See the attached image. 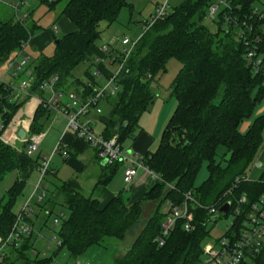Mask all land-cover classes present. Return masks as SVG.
<instances>
[{"label":"trees","instance_id":"16d2710c","mask_svg":"<svg viewBox=\"0 0 264 264\" xmlns=\"http://www.w3.org/2000/svg\"><path fill=\"white\" fill-rule=\"evenodd\" d=\"M38 1L49 11L66 1L60 16L69 19L76 31L61 38L55 36L54 55L41 53L37 58L32 66L33 81L28 95L12 102L13 87L0 81V136L29 95L46 102L47 94L41 85L53 75L60 77V89L72 86L77 90L87 85L73 72L87 64L85 74L93 87L85 89L86 94H92L101 85L90 74L91 68L99 69V64L88 53L97 46L101 23H114L121 9L128 5L127 0ZM217 2L183 0L171 8L165 19L142 34L117 78L119 92L103 102L99 118L104 124L101 135L107 140L117 136L122 145L135 141L139 119L156 99L152 84L158 86V76L166 72L169 60L180 62L181 69L171 85L176 110L162 133L157 151L143 157L144 165L159 177L152 180L144 197L133 203L120 193L102 205L97 199L85 198L74 191L52 170L48 173L46 186L51 185L54 191L45 206L43 225L46 226L56 208H62L60 212L66 214L57 225L61 239L57 250L66 248L77 259L92 246H106L108 240L123 242L132 234L134 239L126 254L117 257L115 264H201L203 245L210 240L208 211L192 210L195 231L185 232L184 221H178L160 245L156 239L161 236L166 217L160 214L161 205L167 200L179 205L187 193H192L207 208L228 198L247 197L256 202L264 194V170L257 180L248 176L264 145V115L245 134L238 130L264 98V17L253 16L258 0H226L227 6L214 20L217 30L211 32L204 19L209 7ZM40 30L32 13L23 21H18L14 13L1 20L0 64L9 63ZM246 42H250L248 46ZM249 49L255 50V61L260 58L261 66L255 67L254 59L247 58ZM44 104L35 111L31 135L44 133L55 116ZM21 145L18 150L0 140V182L9 173L17 172L15 183L0 201L3 239H7L19 217L13 211L18 196L32 171L41 166L38 159L27 155V143ZM220 148L224 154L219 162ZM67 152L69 159L72 153L68 145ZM221 161H225V166ZM203 165L207 166L208 178L195 187ZM117 166L108 167L110 172L103 177L102 184L112 179L115 172L112 168ZM143 203L153 204L155 209L137 233V225L144 218ZM20 214L31 225L26 213ZM34 242L33 233L24 236L19 246L6 249L0 264H52V258H40L39 254L32 258V253H37ZM255 263L264 264V251Z\"/></svg>","mask_w":264,"mask_h":264},{"label":"built area","instance_id":"2783aa9c","mask_svg":"<svg viewBox=\"0 0 264 264\" xmlns=\"http://www.w3.org/2000/svg\"><path fill=\"white\" fill-rule=\"evenodd\" d=\"M12 1H16V4H12ZM30 1L31 0H0V7H10L16 19L18 21H23L27 19L29 13H23L22 10L27 7ZM48 1L53 2L55 0ZM169 2L170 0H165L163 4L156 6L154 12L143 25V33L151 29L158 21L168 16L171 10ZM226 6V0H218L217 3L211 5L208 9L211 20L214 21L217 19L216 14L218 16L221 12H219L220 8ZM253 16H258L262 19L264 13L255 8L253 10ZM53 30H56L55 26ZM136 43L137 42L133 43L129 38L123 39L121 45L130 47L125 49L122 54L113 51V49H110L108 46L104 48V56L97 62L99 67L107 69L108 72L107 74L104 73V82L96 87L92 94L87 95L85 91V89L93 87L91 83H88L85 87H79L73 93L60 89V77L55 74L41 85V90L47 94L46 102L38 97L39 103H45L44 105L49 111H52L55 116H62L66 119V131L72 133L76 139L92 148L100 162L103 163L105 161L106 165L110 167L126 164L127 167L124 170L123 180L127 185L133 183L139 171H146L149 173L152 180H157L159 177L148 170L144 165L143 158L134 156L131 151L124 148V145L119 143L117 136L107 140L102 135L95 134L92 128L94 121L89 118L92 117V115L100 118L103 114L102 105L104 100L119 92L120 88L117 85V78ZM249 43L250 42H246V45L248 46ZM22 51L17 58L8 63L6 72L7 75L16 78L17 73L25 69L18 90L14 88L13 84H9L14 89V93L11 97L12 102H17L22 94L28 92L33 81V70L27 67L28 58L22 56ZM255 57V50L249 49L247 58L251 61L254 59L255 67L261 66L263 64L262 60L259 58L255 61ZM115 65L118 66V71H110L109 68ZM100 75H102V73L98 69L95 78ZM9 127L10 125L0 136V140L4 144L16 147L18 144L27 143L26 153L28 156H34L35 153L39 151L44 138L43 133L31 135L29 128V130L25 131V138L20 139L16 132L14 134H9ZM57 154H60L64 159L68 158L67 144L64 142V137L57 142L49 159H45L44 162L41 163L39 181L34 187L33 196L30 201L35 196H38V202L42 201L45 197L47 186L43 184L50 172L51 159ZM254 166L261 168V163L257 162ZM237 182H239V180ZM29 203L28 201L24 210ZM225 206L229 207L227 213L221 212V209ZM195 209L208 211L210 217L207 224L208 228L213 225L217 226L218 221L221 219L229 220L223 237L218 240H209L203 245L201 264H256V259L264 251V194L256 202H250L247 197L228 198L221 199L215 205L207 208L198 203L194 199L192 193H187L181 204L175 205L171 203L169 214L165 217L161 225V236L156 239V242L163 245L164 239L174 230L178 221H184L183 228L185 232L190 233L195 231L196 225L192 222V210ZM64 218H66V214L60 212L58 216L54 218L53 222L57 226ZM32 233L33 229L31 225L26 222L20 214L7 239L0 237V263L7 248L19 246L24 236L31 235Z\"/></svg>","mask_w":264,"mask_h":264},{"label":"rangeland","instance_id":"374dc122","mask_svg":"<svg viewBox=\"0 0 264 264\" xmlns=\"http://www.w3.org/2000/svg\"><path fill=\"white\" fill-rule=\"evenodd\" d=\"M183 0H170L171 8L179 5ZM165 0H127L128 5L121 9L117 20L112 24L101 23L100 26V38L96 42V47H110L113 51L122 54L123 51L129 47H124L121 45V41L125 38H129L133 43L137 42L143 34V25L146 20H148L151 13L154 12L157 5L163 4ZM66 1L61 2L55 10L49 11L48 7L40 4L38 0H31L26 8L22 10L23 13H32V17L40 26L41 30L39 33L48 32L51 29L53 30V25L57 22L58 15H60L63 7L65 6ZM12 4H16V1H12ZM256 8L264 13V0H258L256 3ZM222 8H220L219 12ZM13 10L10 7L1 6L0 7V21L10 18L13 14ZM217 17V14H216ZM204 24L209 28L211 32H216L217 25L214 21L211 20L209 13H207L206 18L204 19ZM64 34L59 30L56 34L57 38H61ZM23 49L19 50L10 61H13L18 57ZM24 57L26 55L30 56L29 64L32 66L37 58L42 54L45 56L54 55V44H51L47 47L44 52H36L30 46H26L22 51ZM9 61V62H10ZM8 63L0 64V80L7 84L15 85L14 88L18 90L20 87L21 79L24 76V70L22 69L17 73L16 78H12L10 75H7ZM32 69V68H31ZM87 67L82 65L74 70L73 74L75 77L80 78V81L83 84L89 83V77L85 74ZM181 69V64L176 59H171L167 63L166 72L158 76V86L155 87L152 84L154 91L156 92V99L153 104L149 107V110L142 114L139 119V127L144 124L146 132L150 135L158 136V142L151 153H155L159 147L160 140L164 129L170 122V119L176 110L177 101L171 95V85L176 79L179 71ZM13 72V71H12ZM92 76L95 77L97 71L95 68H91ZM97 80L102 81V75L96 77ZM64 90L73 93L75 88L68 86ZM121 91V90H120ZM21 110V109H20ZM19 110V111H20ZM18 111V112H19ZM17 115V114H16ZM264 115V98L263 100L256 105L252 115L245 119L240 125V131L245 133L249 125L253 120L259 116ZM14 119V118H13ZM141 120V121H140ZM11 124V123H10ZM160 124V125H159ZM31 126V125H30ZM158 126H160L158 128ZM67 127V121L65 118L60 116L57 121L45 132V139L42 147L34 155V159H38L40 163H43L45 159H49L53 149L55 148L59 138L56 136L59 132L61 134L65 131ZM94 131L95 134L101 135L104 132V124L102 122H95ZM130 142L125 143L127 145ZM21 144H18L14 149H20ZM224 154V149L220 148L217 153V160L220 162L221 156ZM260 157V158H259ZM229 155L225 156L227 160ZM259 162L262 164V168L253 167V169L248 173L249 179L257 180L261 173L264 170V145L258 155V158L255 161V164ZM222 166H225V161H221ZM114 167V166H112ZM126 168V167H125ZM124 164L118 165L114 169L115 174L112 176V179L109 184H113L116 187V192L123 193V195L130 200L133 193L127 192V184H124L123 174H124ZM111 169V170H112ZM50 170L57 172V177L62 181L70 180L72 178L85 181L93 180L95 176L99 177L100 167L96 162H91L88 166V170L82 174L75 171L66 161L63 160V157L60 154L55 155L53 160L50 162ZM110 172V170L108 171ZM145 175L140 177L145 178L142 182L143 185L146 184V181L149 177V173L145 172ZM40 173L39 169L32 171L30 176L27 179L26 185L22 193L18 196L13 211L20 215L21 211L24 210V207L28 203V206L24 210L26 213L27 219L31 222V227L33 229V236L35 237L34 248L37 253H32V258L36 259L38 254L40 258H52V264H115V259L119 256L126 254L128 247L130 246L132 240L134 239L132 234H128L125 241L118 242L115 240H108L106 246H92L90 247L82 256L77 259L73 258L66 248L57 250V246L61 243L59 236L60 226H55L53 220L57 214L60 213L62 208H56L54 213L48 218L46 226L43 225V219L45 217V206L53 193L54 189L51 185H48L46 188V195L42 201L38 202V196H35L31 201L33 196L34 187L39 181ZM208 178L207 166L203 165L199 171L194 186L200 187ZM17 179V172L9 173L3 181L0 182V201L5 196L7 190H9ZM97 180V179H96ZM44 186L46 182L44 181ZM101 186V185H100ZM110 186V185H109ZM106 185V187H109ZM140 190V189H139ZM138 189L135 191V194L139 193L134 202L140 201L146 191L140 192ZM117 193V195H118ZM133 202V203H134ZM143 220L137 225V233H140L143 229L144 223L150 218L151 214L154 212L155 205L153 204H144L143 203ZM171 202L169 200L165 201L160 207V214L164 217L169 214V207ZM229 224L228 219H221L218 221L217 226L213 225L209 227L210 230L209 236L210 240H218L225 234V229ZM253 264V263H251Z\"/></svg>","mask_w":264,"mask_h":264},{"label":"crops","instance_id":"0c3cea01","mask_svg":"<svg viewBox=\"0 0 264 264\" xmlns=\"http://www.w3.org/2000/svg\"><path fill=\"white\" fill-rule=\"evenodd\" d=\"M54 26L56 27V30L51 29L48 32L38 33L28 42L27 45L30 46L36 52H44V50L47 47H49L51 44H53L54 37L56 36V34L58 33L59 30L64 35H67V34H70V33H73L76 31V27L65 16L58 15L57 22L53 25V27ZM104 48H105L104 46L93 48L89 51L88 56L90 58L94 59L95 62H97L98 60L103 58ZM22 55H24V54L22 53ZM26 57L28 58V66L27 67L32 68L33 65L31 66L29 64V61L31 60L30 56L26 55ZM86 67H88L87 64H86ZM118 69L119 68L117 65L109 68L110 71H114V72L118 71ZM99 70L102 73V81H99V80H97V81H98V83L102 84L104 82V79H105L104 73L107 74L108 70L103 68V67L102 68L99 67ZM23 95H28V93L26 92V93L22 94V97H24ZM28 97H29V100L25 103V105L21 108V110L17 113V115L12 120L10 127H9V134H14L16 132L19 135L20 131L23 130L25 132V131L29 130L31 122H32L33 117H34V114H35V111L38 108V106L40 105V103H39L38 97L32 96V95H29ZM59 117L60 116H53L51 124L48 127V129L53 125V123L55 121L58 120ZM257 118H255L253 120V122ZM89 119L94 121V123L92 125V128L94 130L93 126L95 125V122H100L99 117L92 115V117H90ZM253 122L249 125V127L253 124ZM159 127L160 126H158V128ZM249 127H248V129H249ZM248 129H247V131H248ZM238 130L241 134H245L247 132L246 131L245 133H242L240 131V127L238 128ZM45 132L43 133L44 138H43V141H42L40 148L42 147L44 139H45V135H46ZM59 133L56 136L59 138V140L62 137H64V141L68 145L69 150L72 153V156L69 159L63 158V160L66 161V163L69 164L72 168H74L76 172L84 174L88 170V166L90 165L91 162H96L100 167L99 177L95 176V178L93 180L88 181L86 179L85 181L84 180L79 181L80 179L76 180V179L72 178L70 180H66L63 182L67 183L68 186H70L74 191H76L77 193H79L83 197L97 199L102 205L106 204L113 197H116L118 192H116V190H115L116 189L115 185L109 184L111 180L107 184L101 183V180L103 179V177L106 174H108V171H109L108 167L109 166L102 165V162H100L97 159L95 151L90 147H86L82 141L75 139L73 137V134L70 132H67L66 129L61 134H59ZM157 142H158V136L150 135L148 132H146V129L144 128V124H142V126L139 127V134H138L136 140L130 142L127 145V147L124 145V148H126L128 151H131L134 154V156H138L139 158H143L153 151ZM54 149H53V151H54ZM53 151H52V153H53ZM52 153H51V155H52ZM54 157L55 156L52 157L51 161L53 160ZM125 167H127L126 164H124V168ZM261 168H262V164H261ZM53 172H55V171H53ZM145 172L146 171H139L138 175L135 178V180L133 181V183L128 185V187L126 189L127 192H130V193L134 192L133 195L131 196V198H132L131 202H134L137 195L139 194V193L135 194V191L137 189L138 190L140 189L139 190L140 192H143L146 190L148 191V189H149V186L152 182L150 175L146 181V184H144V185H143L142 181L145 178L140 177L141 175H145L146 174ZM56 174H57V172H56ZM114 174H115V172H114ZM123 179H124V177H123ZM122 182L124 183V180ZM106 185L107 186L110 185V186L106 187ZM120 193H118V195ZM138 196H140V195H138Z\"/></svg>","mask_w":264,"mask_h":264},{"label":"water","instance_id":"95a60500","mask_svg":"<svg viewBox=\"0 0 264 264\" xmlns=\"http://www.w3.org/2000/svg\"><path fill=\"white\" fill-rule=\"evenodd\" d=\"M25 136H26V133H25L23 130L20 131V133H19V137H20V139H24ZM102 165H106V162L104 161V162L102 163ZM228 209H229V207H228V206H225V207H223V208L221 209V212H223V213H227V212H228Z\"/></svg>","mask_w":264,"mask_h":264}]
</instances>
